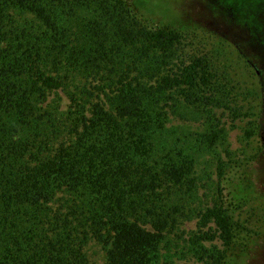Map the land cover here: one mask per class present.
I'll list each match as a JSON object with an SVG mask.
<instances>
[{"label": "trees", "instance_id": "obj_1", "mask_svg": "<svg viewBox=\"0 0 264 264\" xmlns=\"http://www.w3.org/2000/svg\"><path fill=\"white\" fill-rule=\"evenodd\" d=\"M117 3L122 13L127 11L123 0ZM7 9L29 11L38 19L36 26L23 27L13 50L7 26L14 20ZM102 10L100 0H0V264H87L90 238L104 246L106 264H160L158 244L169 220L154 208L160 207L164 185L173 186L185 172L182 167L159 169L150 162L156 141L158 147L170 143L160 96L178 87L184 104L206 107L213 105L217 85L221 91L225 87L199 56L157 86L115 81L108 102L73 97L71 109L57 110L46 123L40 122L36 96L60 85L48 72L55 73L53 61L80 64L108 57ZM80 12L90 13L81 18L91 24L89 34L78 25L79 36L70 35L74 41L88 39L92 52L66 47L69 16ZM122 33L131 45L141 43L143 55L152 48L173 49L182 38L169 24ZM59 45L61 50L54 52ZM32 76L36 78L29 80ZM216 103L225 106L223 97ZM245 134L251 136L254 130ZM223 168L221 163L218 199L199 219L203 227L212 221L221 240L222 248L209 254L211 264H229L233 255L249 249L248 230L227 213L229 182ZM142 217L152 229L142 225ZM214 237L209 231L195 236Z\"/></svg>", "mask_w": 264, "mask_h": 264}, {"label": "rangeland", "instance_id": "obj_2", "mask_svg": "<svg viewBox=\"0 0 264 264\" xmlns=\"http://www.w3.org/2000/svg\"><path fill=\"white\" fill-rule=\"evenodd\" d=\"M100 1L104 9L100 27L108 57L95 62L84 59L80 64L53 61L55 73L47 71L57 76L60 85L36 96L40 122L46 123L57 110L71 109L73 97L85 103L97 97L108 102L112 82L131 80L157 86L194 57L204 56L213 79L225 87L221 91L216 84L213 105L184 104L178 87L160 96L167 127L164 134L170 143L160 148L156 141L150 162L159 169L182 167L185 172L173 186L164 185L159 208L150 206L166 213L169 220L158 244L159 262L211 264L209 254L222 248L215 224H199L202 211L218 199L222 163L229 182L227 213L249 234L248 251L233 255L229 264H264V0H123L127 6L123 13L117 0ZM108 4L117 6L109 9ZM6 11L14 20L7 26L13 50L23 27L36 26L38 19L25 10ZM89 14L69 16L66 47L70 51L83 48L92 52L94 46L90 48L88 39L74 41L70 35L79 36L78 25L89 34L91 24L83 21ZM164 24L176 27L182 35L181 42L167 51L152 48L143 55L141 43L131 45L122 33L126 30L134 35L141 26ZM57 48L53 51L61 50L60 45ZM221 97L225 106L216 103ZM246 130H254V134L247 136ZM140 221L152 229L150 220L142 217ZM204 231L215 234L214 239L195 238ZM85 253L87 264H106V251L96 239H88Z\"/></svg>", "mask_w": 264, "mask_h": 264}, {"label": "flooded vegetation", "instance_id": "obj_3", "mask_svg": "<svg viewBox=\"0 0 264 264\" xmlns=\"http://www.w3.org/2000/svg\"><path fill=\"white\" fill-rule=\"evenodd\" d=\"M261 72V70L259 69V73Z\"/></svg>", "mask_w": 264, "mask_h": 264}]
</instances>
